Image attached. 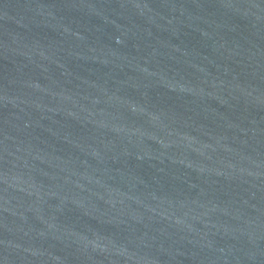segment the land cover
<instances>
[{
	"label": "water",
	"instance_id": "95a60500",
	"mask_svg": "<svg viewBox=\"0 0 264 264\" xmlns=\"http://www.w3.org/2000/svg\"><path fill=\"white\" fill-rule=\"evenodd\" d=\"M0 264H264V0H0Z\"/></svg>",
	"mask_w": 264,
	"mask_h": 264
}]
</instances>
